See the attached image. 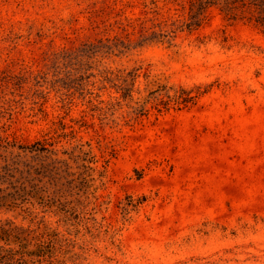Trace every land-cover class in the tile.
Wrapping results in <instances>:
<instances>
[{"label":"rangeland","instance_id":"obj_1","mask_svg":"<svg viewBox=\"0 0 264 264\" xmlns=\"http://www.w3.org/2000/svg\"><path fill=\"white\" fill-rule=\"evenodd\" d=\"M196 1L0 0V264H264V34Z\"/></svg>","mask_w":264,"mask_h":264},{"label":"trees","instance_id":"obj_2","mask_svg":"<svg viewBox=\"0 0 264 264\" xmlns=\"http://www.w3.org/2000/svg\"><path fill=\"white\" fill-rule=\"evenodd\" d=\"M204 5V6H203ZM215 6L228 21L246 19L264 34V0H197L191 4L190 18L196 20L203 9ZM191 100V97H178L174 101L179 104Z\"/></svg>","mask_w":264,"mask_h":264}]
</instances>
